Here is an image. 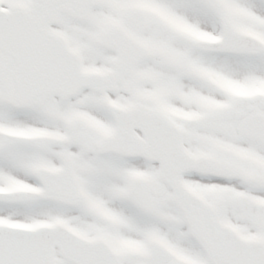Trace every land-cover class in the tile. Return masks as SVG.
<instances>
[{"label": "snow or ice", "instance_id": "obj_1", "mask_svg": "<svg viewBox=\"0 0 264 264\" xmlns=\"http://www.w3.org/2000/svg\"><path fill=\"white\" fill-rule=\"evenodd\" d=\"M0 264H264V0H0Z\"/></svg>", "mask_w": 264, "mask_h": 264}]
</instances>
